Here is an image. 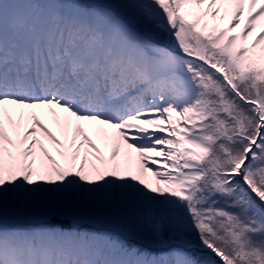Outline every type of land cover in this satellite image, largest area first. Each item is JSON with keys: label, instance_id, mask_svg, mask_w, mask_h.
I'll list each match as a JSON object with an SVG mask.
<instances>
[{"label": "snow or ice", "instance_id": "6c2138e0", "mask_svg": "<svg viewBox=\"0 0 264 264\" xmlns=\"http://www.w3.org/2000/svg\"><path fill=\"white\" fill-rule=\"evenodd\" d=\"M0 264H264V0H0Z\"/></svg>", "mask_w": 264, "mask_h": 264}, {"label": "bare ground", "instance_id": "6f19581e", "mask_svg": "<svg viewBox=\"0 0 264 264\" xmlns=\"http://www.w3.org/2000/svg\"><path fill=\"white\" fill-rule=\"evenodd\" d=\"M46 123H49V126L52 127L53 131H54V132H57V134H59L58 131H57V129L55 128V126L52 125V123H51V121H50V118H46ZM93 138L95 139V137H93ZM98 143H99V142H98ZM100 146H101L102 150L104 151L105 155H107L108 152H107V149L104 148V145L101 144ZM53 155H55V152H53ZM37 218H38V217H37L36 215H30V216H27V217H23V216H22V217H21L22 220H35V219H37Z\"/></svg>", "mask_w": 264, "mask_h": 264}, {"label": "rangeland", "instance_id": "374dc122", "mask_svg": "<svg viewBox=\"0 0 264 264\" xmlns=\"http://www.w3.org/2000/svg\"><path fill=\"white\" fill-rule=\"evenodd\" d=\"M85 225L87 226L88 224L91 223V221H84Z\"/></svg>", "mask_w": 264, "mask_h": 264}]
</instances>
